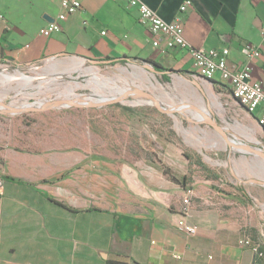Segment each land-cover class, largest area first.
<instances>
[{
  "label": "crops",
  "instance_id": "1",
  "mask_svg": "<svg viewBox=\"0 0 264 264\" xmlns=\"http://www.w3.org/2000/svg\"><path fill=\"white\" fill-rule=\"evenodd\" d=\"M79 1L82 11L45 37L40 30L57 19L62 0H0V63L20 68L58 56L87 62L128 57L179 72L194 62L181 48L163 53L124 0ZM142 1L166 21L181 19L192 47L229 48V67L249 65L251 81L264 87V54L248 61L242 53L247 44L264 48V0H191L186 12L185 0ZM209 81L236 106L229 109L235 114L229 126H220L264 151L259 111L249 114L219 73ZM68 160L64 152L9 149L0 157V264H256L254 252L240 244L254 226L250 211L238 216L225 206L238 201V188L226 196L209 179L189 180L187 171L181 177L175 172L184 183L177 184L159 162H130L127 156L78 152ZM189 187L186 219L199 227L192 236L178 227Z\"/></svg>",
  "mask_w": 264,
  "mask_h": 264
},
{
  "label": "rangeland",
  "instance_id": "2",
  "mask_svg": "<svg viewBox=\"0 0 264 264\" xmlns=\"http://www.w3.org/2000/svg\"><path fill=\"white\" fill-rule=\"evenodd\" d=\"M147 60L96 65L81 57L58 56L20 68L0 63V102L12 107L36 108L65 99H112L127 88L154 95L165 109L192 107L182 114H166L147 98L130 95L101 108L0 113V157L8 149L34 155L64 152L66 162L78 152L104 159L127 156L130 162H159L179 177L187 171L191 181L209 179L226 196L234 194L232 187L238 188V201L226 203V209L233 208L238 216L250 211L254 226L248 227L244 238L262 248L264 158L231 150L216 129L197 123L203 119L201 110L219 125L229 126V118H235L229 109L236 106L211 81L179 72H168L170 80L165 81ZM195 66L193 62L187 68L195 72ZM261 250L256 264H264Z\"/></svg>",
  "mask_w": 264,
  "mask_h": 264
},
{
  "label": "built area",
  "instance_id": "3",
  "mask_svg": "<svg viewBox=\"0 0 264 264\" xmlns=\"http://www.w3.org/2000/svg\"><path fill=\"white\" fill-rule=\"evenodd\" d=\"M126 5L137 9L139 22L146 27L154 36L163 53L176 48L187 50L195 62L194 76L206 80H212L217 73L220 74L222 82L227 84L233 97L243 106L246 111L253 115L259 111L258 124L264 129V87L260 82L251 81V67L244 66L240 70H232L228 64L230 55L229 48L223 49H196L190 45L184 35V25L181 19H175L172 22L166 21L147 3L142 0H124ZM193 5L191 0H185L181 6V12H186ZM62 11L57 19L51 22L47 27L40 30V34L50 37L54 33L62 31V24L71 16L79 13L83 5L79 0H62ZM264 36V26H263ZM242 53L248 61H254L264 54V48L247 44L243 47ZM193 190H186L183 199L184 208L181 219L178 221V227L187 235H196L199 227L190 224L186 219V214L192 204ZM240 244L252 250L253 243L250 239L241 240ZM255 256H259L255 254Z\"/></svg>",
  "mask_w": 264,
  "mask_h": 264
},
{
  "label": "water",
  "instance_id": "4",
  "mask_svg": "<svg viewBox=\"0 0 264 264\" xmlns=\"http://www.w3.org/2000/svg\"><path fill=\"white\" fill-rule=\"evenodd\" d=\"M88 61L92 64H103V63H109L108 61L105 60H95V59H88ZM153 66V65H152ZM155 73H157V71L155 69H153ZM171 72H178L176 70H172ZM130 93H124L122 94L120 97H115L112 99H105V100H98V101H88V100H81V99H77V100H72V99H65V100H56V101H49L46 102L42 105H40L39 107L36 108H31V107H12L9 105H5L2 102H0V113L1 114H21V113H25V112H43V111H47V110H52V109H59V108H101L104 106H108L111 104H115V103H119L121 101H123V99L125 97L130 96ZM135 95H140L143 96L145 98H147L148 100H150L155 106L156 108L163 113L166 114H182L184 113L188 108H192L190 106H182L180 108H170V109H165L162 104L160 103V101L158 100V98H156L154 95L144 92L142 90H136L135 91ZM201 112V114L203 115V119L198 121L197 123H204L207 124L209 126H211L212 128L216 129L220 135L222 136V138L225 140L226 144L230 147L231 150L233 149H237L242 153H252L253 155L256 156H261L264 158V154L262 153V150L255 148V147H251L249 145H245V144H238L235 140L231 139L228 135V133L226 132V130H224L216 121V119H212L210 116H208V114H206L205 112L199 110ZM241 182H244L243 180L240 179ZM247 183V182H246ZM248 183H258L261 184L260 181H249ZM104 258H106V256H104Z\"/></svg>",
  "mask_w": 264,
  "mask_h": 264
},
{
  "label": "trees",
  "instance_id": "5",
  "mask_svg": "<svg viewBox=\"0 0 264 264\" xmlns=\"http://www.w3.org/2000/svg\"><path fill=\"white\" fill-rule=\"evenodd\" d=\"M105 61H108L110 63H112V65L116 64V61H114V59H110L108 58L107 60ZM132 61H137V59L135 58H128V57H124L121 62H132ZM148 61V60H147ZM149 62L153 65L154 69L157 71V73L161 74L163 79L165 81H169L170 78H169V74L168 72H171L172 70L170 69H167L166 67H164L163 65H161L160 63H157L155 61H151L149 60ZM179 73H182V74H188L190 72H187V71H184V70H180ZM192 74V73H191ZM162 172L168 176L173 182L177 183V184H184L183 182H181V180L168 168H164L162 167L161 168ZM263 249V248H261ZM262 251V250H261ZM258 257V256H257Z\"/></svg>",
  "mask_w": 264,
  "mask_h": 264
},
{
  "label": "bare ground",
  "instance_id": "6",
  "mask_svg": "<svg viewBox=\"0 0 264 264\" xmlns=\"http://www.w3.org/2000/svg\"><path fill=\"white\" fill-rule=\"evenodd\" d=\"M96 78V77H95ZM21 79V78H20ZM97 79V78H96ZM95 79V80H96ZM14 80V79H13ZM24 80V79H23ZM31 80V79H30ZM98 80V79H97ZM100 80V79H99ZM29 81V80H28ZM102 82H103V80H102ZM102 82H99V83H102ZM112 82V81H111ZM96 83V82H95ZM105 83V82H104ZM109 84V83H108ZM111 85H112V83H111ZM74 86V85H73ZM104 86H106L105 84H104ZM110 86V85H109ZM117 86H119V85H117ZM130 87V86H129ZM112 89V88H111ZM118 89V88H117ZM135 91L136 90H134V89H132V88H130V89H123V91L121 92V90H120V94H124V93H130L131 95H133V96H135ZM72 92V91H71ZM117 92V91H116ZM117 94V93H116ZM138 101V100H137ZM135 103H138V102H136L135 101ZM148 103V102H147ZM252 251L254 252V254H258L259 256L258 257H260V256H262L263 255V253H262V251H261V245H253L252 246Z\"/></svg>",
  "mask_w": 264,
  "mask_h": 264
}]
</instances>
